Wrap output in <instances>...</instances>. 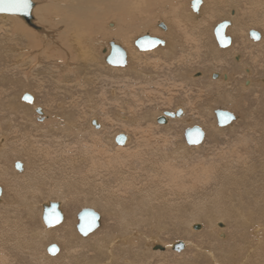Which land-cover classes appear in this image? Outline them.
<instances>
[{
  "label": "bare ground",
  "instance_id": "1",
  "mask_svg": "<svg viewBox=\"0 0 264 264\" xmlns=\"http://www.w3.org/2000/svg\"><path fill=\"white\" fill-rule=\"evenodd\" d=\"M32 1L35 3L34 0ZM62 1L64 2V4H61L62 2L57 1V3L53 5V7H52V4H50L52 7L51 9L52 12H50L48 9L41 10L40 8L41 11L45 12V13H42L43 14L42 20L44 19V21L54 24L52 28H46V30H43L42 26L38 25L37 22H33V24L30 25L22 16L15 15V16H20L21 18H23L24 21H26L30 26H33L37 30H43V33L41 34L43 38L40 37L37 33H35L32 30L33 27L31 28L26 27L22 23L21 24L19 23L18 27H11V29L12 30L15 29L16 34L20 36V37L18 36L19 38L17 40L18 42H15L16 41L15 38L12 37L13 43L15 42L17 43V45L15 46V48L14 47L11 48L10 47L11 45L8 46L9 50L11 48L13 52H10V54H7V56L6 54L4 57L2 56L3 60L7 63V61L9 62L12 61L13 58L12 59L10 58L11 55L15 56V61L16 60L20 61L21 60L20 58L22 57L21 55L23 56L27 55V58L29 59V61L27 60L26 62L24 60L20 61L22 65H26L28 63L30 65L29 66L30 70L34 68L40 70L41 67L47 68L49 72L42 74L41 75L42 77L40 76L41 78L37 77L36 79V77L31 75L32 81L35 82L36 84L32 87L35 89V91H38L41 94L42 93L45 94L48 100L50 101L53 100L54 104H57L58 107L61 106L60 110H57L56 113H54V115H52V113L50 114L47 110H43V109L42 110H43V114L48 116L47 118L49 117L52 118L51 122H55V121H58V122L62 121V122L58 123L59 124L57 125L58 128L50 124V129L42 130L41 132H39L38 130L40 129L39 127L45 124L41 123L40 125V123H37L33 117V112H37L39 115L38 106L40 105L38 104L39 100H38L37 95L29 91L23 92L25 90L21 91L20 93L18 91H15L14 89H18L17 85L19 83H20V87L21 86L28 87V85H26L24 83V80H22L21 78L18 77L17 79L16 74H14L13 78H11V75H9L10 71L8 72L5 71V73L0 71L1 72L0 76H2V78L6 79V81L7 79L10 80L9 86L7 87L1 86L2 87L1 94H3V97L0 94L2 98H6L5 103L8 107V111H7L8 115H6L4 119L1 117L3 121V122L1 121V124L7 125L6 127H9L8 130L6 129L2 130L0 128V187L2 189V192L0 194V264H10L11 262H13L14 261L13 255L15 254L14 252L15 250L25 255L29 253L30 256L32 257L31 261L32 263L34 262V264L35 263L36 264H119L120 262L123 261V259H125L127 264H139L136 261V259H134V257L136 256L143 257V254H145L146 256V253H149V255H151L148 258H152V256L159 258L157 261L159 262L158 264L160 263L167 264L168 259L163 260L162 258L163 257L165 258L167 254L171 252L170 247H173V249H175L174 245L178 240L174 244H173L174 242L173 241V242H170V244L167 243L165 247L162 246L164 247V249L159 248L160 249L159 250L158 248H156L154 250L153 245L157 243L158 240L157 239H156L157 241L152 240L153 238L150 237L148 234L150 242H147L148 240L147 239L145 242L146 243L145 245L147 247L144 245L145 246L144 248V246L142 245L143 246L142 251H140V254H138L137 251L141 247L133 246L134 244H136V242L133 240V236H136L139 231L138 232L136 231L137 232L136 234H134V232L136 228L140 229L142 222L147 221V219L150 218V217L148 218V216H152L153 218L155 214L156 215L159 214L160 217L167 215L169 216V218L174 219L175 222L179 221L178 220L179 217L177 215L178 214L182 215V213L180 214V211H179V208H181L182 203L185 201H188L186 205L190 204L189 202L190 200L188 196L191 193L189 191L190 188H188V183H189V187L191 186V189L192 188L194 189L193 190L194 193H196L195 190H197L201 186H203L201 189L202 190L204 189L205 184L202 185V183L204 180H207V179L209 181V179L213 175V174L210 175L208 171L210 170V168L212 170L213 165L211 164L212 167H210L211 165L209 166L205 164L206 160L205 162L200 160L202 163V166L200 167L203 171L200 170L199 172L198 170L196 171L192 169L194 168L192 166L193 165L195 166L196 162H198L199 164V161L197 160L196 162L191 161L190 163L192 164L194 163V164L192 166L190 165L192 167L191 168L192 173H190V171H188L190 169V167H188L189 165H185L186 167L182 168V164L179 160V157L181 158L183 157L180 155H184V157L187 156V154H189L188 152L190 151V149L186 147L188 145V141L186 138V131H188V129H194V128L202 130L203 133L205 134L204 137H202L203 139L200 140V143H202L206 137L205 128L203 126H198V125H194L191 127L188 126L189 128L185 130V135H184L187 143L183 146H179L177 142L170 139L169 136L167 135L161 138V137H157L156 135L151 136L150 133L146 131V133L142 135V137L146 135L144 137L145 140H143V138L141 137V140H143V143L142 145L139 146L140 149L138 152L125 151L130 148V145L132 144L134 139H136L135 134L133 135V133H131V130H133V128L130 127L129 130L124 129L126 131L125 134L120 133L121 130H118L112 134L105 131V124H103L102 119L98 117V113L96 111L97 106H95L96 101L93 99V96H91L92 98H89L90 97L89 96L88 100H86V98L84 99V101L86 100L88 103L91 104V107H89L91 108L90 109L91 116L90 118L86 120V128H84L85 127L84 123H80L78 120V117L80 115L79 112H78L79 114L78 116H77V113L75 115L73 112H70L68 114L63 113V109H62L63 105L62 103H57L58 97H57V93L55 92V86H53L56 82V78L54 80V79H51V77H55L54 75H59V77L61 76L63 77V80L64 79L66 80V79H69L68 77H73L74 75H77V78L79 79L78 82L75 83L77 85L82 84L86 87L87 82L90 83L93 81L98 84L99 79L101 77L99 76V74L101 75V73H95V72H97V70L101 68V67H98L99 62L100 63L107 62V58L110 56L112 44L116 43L122 46V42L129 48V51L133 50L136 59H139L138 56L140 54L142 55L144 53L152 52L154 51L155 48L156 49L159 48L160 45L161 46L165 45L164 47H162V49L160 48V51L163 52L161 55H164V56L177 53V50L179 47L183 48L182 52H185L188 49L190 50L191 48L190 53L192 49L194 48L195 53L198 55L197 56L198 58H201L200 56H203V53H205L204 56L207 57V59L209 56H212V57L218 56L221 58L220 60L222 59L225 60L226 58H223V57H225L226 54H229V52H233L232 54L233 61L237 64L244 63L245 62L244 54L246 53L244 49L246 46L244 44L243 39L247 41V47H250L252 49L261 48V47L264 48V0H202V3L197 11H195L192 7L193 0H189V4H191L192 9H190L191 13H187L189 14L187 16L193 20L192 23L194 24L185 22L184 21L185 19L183 18L184 15L182 14L183 16H181L179 11L178 12L180 16L179 14L176 15L177 16L176 23L179 27L178 32L180 31V34L182 36L181 38H183L184 36L185 40H182L180 42V40L171 38V35L176 31H174L173 29V25H172L173 23L171 21L169 22L166 16H164L163 18L165 19L164 20L165 22H162L160 26L164 25V27L162 26L161 27H162V30L164 29L166 30V32H168L167 33L168 39L165 41V40H162L159 36H155V35H158L160 32L156 28L157 27L156 25H154V28L148 27L150 28L149 30L151 31V33L155 35L148 34V33L146 35H150L152 37H158L162 40V43L148 50L141 51L138 48L140 52L134 50L133 47L131 46L132 44L136 45V40L139 37L144 36V34L140 35L138 38L135 39V42L132 43L130 33H132L131 30H133V28H131L130 23L136 24L138 20H132L130 23H129V20L132 18L133 15H136L138 13V11L142 8V6H148L149 4H153V7L155 6L157 8L162 3L161 0H138L140 3L141 2L144 3L141 7H139L136 4L137 7H139V9H133L131 7L137 0H62ZM107 1H110L111 8L109 7V4L107 3ZM224 6L229 8V11H230L229 13L231 16L229 15L230 18L222 17V20L220 22L222 21L229 22V25L226 30V34L227 36L231 38V44L230 46H227V47H222L219 44L216 38L215 32H214L215 27L217 26L216 24L215 27L213 26L212 31H211V34L214 36L216 40L215 41L216 49H213L211 44L209 43L208 36H206L208 34L207 32L205 33L206 31L205 24L207 20H211L215 16L221 15V10H222L221 8L222 7L224 8ZM37 8H38V5L36 6V3H35L31 10L33 19H34L33 12H36ZM45 8L47 7L45 6ZM69 8H71L72 10L77 9L79 12L85 14L86 18H90V20H93V22H88V25H84L83 22L79 21L80 20L79 15L78 17L77 15H73L76 17L69 16L68 17L69 20H67L66 22H61L57 24L55 22L56 18H54L55 15L57 16V14L64 9H66V11L64 10L65 11L64 13H66L67 15ZM110 9L111 10L114 9L113 13L115 14L116 21L111 22L112 21L111 20L110 22L105 23V20L107 18H104V16L105 17H109V16H106L107 14L105 15L104 12ZM102 10H103V13L101 12ZM2 14H5V13H2ZM6 15H9V14H5L4 16ZM47 16L49 17V19H45ZM99 17L102 18V22L100 23L96 21V19L98 20ZM57 18L60 19L58 16ZM190 18H188V20ZM255 20L261 21V23L263 24L261 29L255 28L256 27ZM96 22H98L99 24L97 23L98 25H96L95 24ZM104 23L106 24V28L104 26ZM58 25H60L62 30L64 31L58 30L59 28L56 29ZM107 25H110V26L107 27ZM49 31L55 32L56 35L54 39L51 38V34L53 32H49ZM94 31H98V34L95 37H92V38L89 37V43H87L86 45L85 43L78 41L80 40V37L82 36L81 34H84L85 32H87V35H89L90 33H94ZM188 31H191V32L188 33ZM251 31L257 32L258 36L257 37L252 36ZM13 35L15 37V34ZM64 35L65 36L70 35L71 38L74 39L76 44L78 45V49L81 51L80 54L77 51L78 55H76L75 58L73 59L69 56L70 54L69 50L68 49L66 50V48L63 47L64 44L61 45L60 43V40L62 38L64 39L66 38ZM31 36H33L34 39H31ZM113 37H115L116 41L111 40L109 43L108 41ZM189 38H194V44L196 47H194V44L189 41ZM103 39L105 40L103 41ZM119 40H122V42H120ZM3 42L1 41V43ZM99 42H102V46L100 47H98ZM10 43L12 44V42ZM109 45L111 46L110 49H108ZM25 46L30 47V49L28 51L22 50L23 47ZM136 47L138 46L136 45ZM98 48H101V51H103V54L104 53L105 54L101 55L98 51ZM196 48L198 49L196 50ZM206 48L210 51V53H207ZM240 49L243 50L242 53L239 52L241 51ZM60 50H63L64 52L59 53ZM200 50L201 52H199ZM4 52H6V50ZM61 54L64 56L62 60L59 59L61 57ZM55 57H58L56 58L57 60H53V58L55 59ZM69 57L71 58L70 61H69ZM252 58L253 60L257 59L255 58V56ZM241 59H244V60L240 62L239 60ZM15 61H13V64H15ZM162 61L163 59L159 58L158 60L154 61L151 64L152 67H155L158 70L156 72V75L161 73L160 63ZM208 61L209 60H207V62ZM34 62H35V65H34L35 67L32 68ZM254 62L257 63L258 60ZM137 63L139 64L140 60H138ZM166 63H168V60L166 61ZM203 63H206V61H204ZM230 63H233V62H231L230 60H225L222 62L220 61L219 65L222 66V65H227ZM145 65L141 63L137 66H134L133 68L129 67L128 53H127V64L123 66H118V67L123 68V71L125 70L124 72L126 74L131 73L133 75L134 73V76L136 79H140V80L147 79L149 81L154 76L150 72H154L155 69L154 71L153 70L147 71L145 69H149V66L151 65H148L147 63ZM180 65H186V64H183V62H181ZM185 67L187 68V66H184V68ZM212 67H215V66L206 67L205 70L200 69L199 74H193L194 73L193 71L192 72L189 71L188 74H183V72H181L182 69L181 68L179 69L178 73L180 76H182V78L184 79L187 78L188 80L193 82V84L196 87H198L196 89H193V92L196 96L199 97L200 101L198 103L197 101H194V100L191 101L189 99H183V102L185 103V104H182L184 107V110L182 108H178L175 112L169 111L168 115L163 110L153 113L152 118H153V123L155 127H158L161 129H167V130L168 128L181 129L186 124H193L194 123L193 121H195L194 119L198 118L197 120H200V122H205L206 124H208L213 133H216V132L221 133V131L226 130L227 128L233 127L236 124V122H238L237 120L241 119L243 116L240 117L241 115L239 116V113L235 111L232 112L230 109L220 108L219 106L209 107L210 102L213 105L214 103H217L216 105H218V103L220 102L222 104L220 106L232 107V109L234 110L236 108L240 109L239 103L244 102L242 98H244V95L247 94V92L249 93L250 90L255 89L256 93L259 92V93L264 94V70L261 73L262 74L261 76L257 75V73L248 66L247 60L244 63V66L242 68L238 65L237 66L235 65V67H233L232 64L229 65V67H231V69L234 70L235 73L237 72L236 70L242 72V69H244L245 67L244 71L247 74V76H244V78L241 80L238 79L234 81L236 75H234L233 72H229L225 70L224 68L214 70V69H217L218 67L217 68H212ZM104 69H106L105 71L109 73V69L107 68H104ZM120 71H122V69ZM120 71H119V74H120ZM99 72H101V69ZM115 72L116 71H114V73ZM215 72L219 74H216ZM110 73H113V72H110ZM250 75L251 76L254 75L255 78L249 77ZM25 76L28 79L30 78L28 74H26ZM80 76H82L81 79H80ZM131 77L127 78V80L125 79L124 88H123V91L121 92V95L124 98L123 101L126 100L128 102L130 100L129 98L126 97V95L127 96L133 95V98H134L133 100L134 102H136L137 96L141 92L142 94L147 96L148 90L145 89L144 87L145 85L141 83H137L136 79L135 81H133ZM203 77H204V80H207V81H202L203 79H200L199 81H197L198 78H203ZM63 80L61 81L58 80V84L59 85L64 84V88H66L67 90V91L66 90L63 91V93H65L63 94V96L67 95L70 98L75 99V96H77L78 93L74 92L75 93L74 94L73 91H76V92L78 91L76 89L73 90L72 89L73 87L71 85H68ZM247 81L249 82L247 83ZM109 83L110 85L114 84L111 80L109 81ZM116 84L119 85V83H116ZM199 84H203V85L200 86ZM158 85H160V83H158L156 87H158ZM56 90L59 91V95H61V89L56 87ZM95 90L96 89H92V91L94 92V95H96ZM179 92H181V90H179ZM179 92H174V93H179ZM25 93L31 94V96L33 97V100L25 101L23 99V96ZM79 94H81V92H79ZM260 96L262 97V95ZM52 97L54 98L52 99ZM187 97L189 96L187 95ZM2 98H1V101H2ZM172 99H173V96H172ZM259 99L261 98H258V100ZM137 103H138V106L140 103L142 106L143 104H145V102L143 101L137 102ZM73 104L74 103H72V106H74ZM185 105L186 106L190 105V111ZM179 106H181V104ZM139 110L144 115V117L133 115L131 118H129L128 116L124 115L121 117V119L125 121H130L131 124H137V123L141 124L142 121L148 116V113L145 114L146 111H142V109H139ZM180 110H182V113ZM223 111H229V113L233 114L232 120L228 124H224V125L219 121V118H218L219 117L218 113L223 112ZM163 112L165 113V115H162ZM171 113L175 114V117L170 116ZM178 113H180V116L178 115ZM209 113L210 115L214 116L213 120L209 119ZM10 115L12 117H10ZM160 115H162V117H160L159 122H158L159 124H157V118ZM206 115H208L207 116L208 118H206ZM259 115L260 114H258L257 116ZM119 116H121V114ZM262 117L263 116L259 117L260 120ZM256 118L257 117H255V121L258 119ZM163 119L164 121H162ZM257 122L259 123L261 121H259L258 119ZM45 123H47V121ZM256 123H255V127H256ZM160 124H163V125H160ZM260 124H257L256 129L257 128L259 129ZM225 125H227L228 127H226ZM263 125H264V122H262V125L260 127L262 130H264ZM21 126H23L22 130L19 129V127ZM99 126L101 127L99 128ZM33 128L34 129L38 128V129L32 130ZM139 128L140 127H137L136 129H139ZM261 129H260V132H262L261 133L262 135L264 131H261ZM176 132L181 134L182 130H176ZM103 134L104 136H101ZM120 135L125 136V140L123 144H121L120 142H117V138ZM262 136L261 137L259 136L260 137L259 139H257L258 136L255 137L256 145L253 142L252 143L255 145V151L256 150L259 151V154L257 153L258 151H256V153L259 156L261 154L259 158L255 159L256 162L257 160H259V162L255 164V166L257 165V166L264 167V136L263 137ZM72 137L74 138L75 143L73 145H70L69 140ZM237 137L238 136H236V138ZM47 140H49L48 143H46ZM152 140H153V143H151ZM244 142H246V140ZM54 144H55V147L53 149L50 148L51 146H48V145H54ZM144 144L146 146V150L143 151ZM189 145H195V144L189 143ZM110 150H112V153H110ZM52 154H54V156ZM236 154H238V152ZM236 154H234V157H237V159H239L238 155L235 156ZM146 155H147V160H144ZM152 155H155L154 159H152L153 158ZM223 157H226V156L223 155L221 157V160ZM228 157H233V153ZM255 158H256V154H255ZM19 159H21V161ZM134 159H137V160L139 159L140 164L142 163L143 166L146 165L144 162L147 161L146 163H148V165H146L147 166L145 168L146 170L143 169L144 170L143 171L141 169L142 167L140 168L139 164H137L139 165V167L137 166L134 167L136 165L135 163H132L134 162ZM185 159L186 157L184 158V160ZM247 160L248 159H246V161ZM212 162L213 161H211V163ZM215 163L217 162L215 161ZM227 164H224L223 165L224 167L222 169H218V171L219 170L221 171V172L219 171L220 179L225 180V182L222 180H221L222 182L221 181L220 182L224 184L228 180L233 181L234 180L233 177L235 174L231 172L230 164L229 163ZM205 165L208 166V169H205L206 168ZM198 168L199 167L197 166V169ZM215 169L213 168V171ZM260 171L262 170L260 169ZM193 172H195L194 174L197 175V180L190 178ZM184 173H187V174H184ZM194 174L193 176H196ZM163 175H165L168 178V179L166 178V181L163 180L165 179ZM188 176L190 180L187 183L186 178ZM216 176L218 179L219 178L218 175ZM161 177H164V178H161ZM179 178L186 182L185 183L182 182L181 180H179ZM212 179L214 180V178ZM180 181L183 183L182 185L183 187L178 186ZM200 181H201V184H200L201 186H199L198 184V182ZM216 183H217V180H216ZM195 187H197V189H195ZM47 191L50 192V193L48 192L51 195L49 196L50 198H46L44 202H41L39 199L41 198L40 196L43 197ZM193 191L191 190V192ZM229 191L233 192L234 190L233 191L229 190ZM216 192L217 194H219L218 191ZM216 192H215V196H216ZM224 192H226V190ZM194 193H192V196ZM227 193L229 194L228 191ZM255 193H256L255 202H254L255 206L254 208L252 207L255 210V212L253 211V209H251V215L253 214V212L255 213L254 214L255 221H251L252 218L246 215L247 214L246 212L248 211L247 210L246 212L243 211L245 210V209H242L241 207L243 205L242 204H240V206L236 205L235 200L231 204V206L229 205L226 208H221V209L214 208L215 210L211 208L212 211L208 215L204 214V216L206 217L202 216L201 209L195 210L193 209V206H191L189 208V210L190 209L191 210L190 212H188L190 213V215L186 216L188 219H186V217L183 215L182 217H185L184 218L185 220L182 218V221H179V225L181 222L182 224H185V226L188 227V230L186 231L188 235H192L193 237L194 236L196 237V235L198 236L200 234L201 238L203 239L202 236L205 233L203 234V231H204L202 230L203 225L200 223H202V221L204 223H207V227L208 228L210 227L209 229L208 228L207 229L211 232L213 236H215L216 240L218 241V242H215V239L211 236L212 239H214L213 240L214 244L216 245V243L221 242L222 243V244L220 243L221 246H218V247L220 248L222 247V248L220 249L219 253H216V251H218L216 250V247H210V249L209 248L206 249L208 250L206 251L208 252L206 254L207 260L201 261V259L199 258L201 255L198 258L196 256H192V257L190 256L192 252L190 251V249H193L195 251H200L203 249V251H205L204 246H205V242L207 241L203 242L204 243L203 244L201 242L202 239H200L201 245H197L195 241L193 240L188 239L189 241H187L186 239L185 240L181 239V241L179 240V242H181L183 245L175 250L181 251L182 248H186V249L183 253H181V255H175L174 253H170L173 256L172 258L173 263L171 264H205V263L206 264H264V171L260 175L257 174V172H255ZM239 196L240 195H238V198ZM202 200H204V197ZM54 202L59 203L60 209L63 212V219L51 226H48L47 224H45L43 217H42L44 213V206L45 204L51 206L52 204H54ZM72 202L81 203L82 206L81 208L74 211L70 215L67 213V216L69 215V217L66 218L67 211L65 212L64 207L65 205H69ZM228 202L231 203V201H228ZM239 202H242V201H239ZM211 203H213L212 200H211ZM195 204L196 203H194V206ZM202 204H203V201H202ZM204 204H206V202ZM78 206H80V204ZM246 206L244 208H246ZM85 208H91L100 214V226L97 227L93 232L87 235H83L82 233H80L77 228L79 224L78 214ZM202 210H203V213H205L203 208ZM23 211L26 213L30 212L31 213L30 215L34 213L33 217L35 219V222L36 223L38 222L37 227H35V229L32 227L33 231H32V236L30 238L25 236V235H28L29 232L31 231L28 228L29 222L27 220L22 221V218H20V215L22 214ZM104 214L111 215V216L112 214H114L113 216L117 219L118 223L116 225L118 226L114 227V224H112L113 228H111L110 226L106 225L104 226L105 231L104 232L102 231L103 232L102 233L101 230L104 229V227L102 228V226L103 224L107 223L104 219L108 217L107 216L106 218L103 219ZM174 216H176V219ZM232 217L234 218L233 220L235 219L237 220L236 223H240V226H242L243 222H246V225L248 227H252V231L254 229V231L252 232L253 234L250 233L252 234L251 235L252 237L250 236L251 240L248 234L246 233L241 234V233L236 232L237 233L235 235L236 237H234L233 240H231V242L228 241L229 238L227 239L226 237L228 234L226 231H228L230 226L228 227L226 225L231 224V223L226 224L224 223V221L225 220L228 221V219L229 218L231 219ZM111 218L113 221L115 220V218L114 219L113 217ZM167 219L168 218L166 217V220ZM221 219H223L224 221H218ZM39 220H40V223H39ZM152 221L149 222L151 225H148V226L152 227L153 225ZM228 222H230V220ZM179 225L177 226L179 227ZM236 225L238 226L239 224H236ZM225 227L226 228L228 227V229H226ZM143 228L144 227H142V229ZM235 228H234V231H236ZM194 229L199 230V231H195ZM237 229L239 230V228ZM231 231L233 230L231 229ZM242 231L244 232V230H241L239 232H242ZM27 232L28 234H26ZM182 232H183V229H182ZM207 232L208 231H206V233ZM232 233L234 235V232ZM217 235L219 236L218 239H217ZM233 235H230V236L233 237ZM192 236H189V237H192ZM211 237H209V239ZM220 237H223V238H220ZM245 237H247L248 241L244 240L246 245H244V248H242V246L239 245V240L244 239ZM74 238L75 240H73ZM55 239L60 240V241L58 240L59 242L56 243L60 247V250L56 254H51L48 248H49V245L51 244V241ZM136 241L138 240L136 239ZM136 246L138 245L136 244ZM134 247L135 249H133ZM127 253H129V255ZM120 254H122L123 258L118 257ZM146 257L144 258L146 259ZM190 258H195V259L192 261L186 262ZM145 261L148 262L149 260H145Z\"/></svg>",
  "mask_w": 264,
  "mask_h": 264
},
{
  "label": "rangeland",
  "instance_id": "2",
  "mask_svg": "<svg viewBox=\"0 0 264 264\" xmlns=\"http://www.w3.org/2000/svg\"><path fill=\"white\" fill-rule=\"evenodd\" d=\"M35 1V3H36V6L38 5V8H37V13L36 12H33L34 14V22H37V24L38 25H40V26H42V29L43 30H46V28H52L53 26H54V24H51V23H48V22H46V21H44V19L42 20V13H45V12H43V11H41V10H49L50 12H52V7H53V5L54 4H56L57 3V1H59V2H62L61 4H64V2L62 1V0H34ZM51 1V2H50ZM162 1V3L160 4V6L159 7H153V4H149L148 6H142L144 3L143 2H139L138 0L131 6L133 9H139V7H141L142 6V8L138 11V13L136 14V15H133L132 16V18L129 20V23L132 21V20H138V22H136V24H133V23H130V25H131V28H133V30H131L132 31V33H130L131 34V42L132 43H134L135 42V39L136 38H138L140 35H142V34H144V35H146L147 33L148 34H152V35H155V34H153V33H151V31L149 30L150 28H154V25H156L157 27V29L160 31L159 32V34L158 35H155V36H159L162 40H167L168 39V32H166V30H162V27L160 26V24L162 23V22H165L164 20V16H166V18H167V20L170 22H172L173 24V29H174V31H176V32H174L172 35H171V38H173V39H176V40H180V42L182 41V40H185V37L183 36V38H181L182 36H181V34H180V31L178 32V30H179V27H178V25H177V23H176V21H177V14H179V12H180V14H181V16H183V18L185 19L184 21L185 22H189V23H191V24H194V23H192V19L190 18V17H188L187 15H189V14H187V13H191L190 12V9H192L191 8V4H189V0H161ZM175 1V2H174ZM107 3L109 4V7L111 8V3H110V1H107ZM50 4H52V7H51V5ZM139 6V7H137V5ZM167 4V5H166ZM50 5V6H49ZM145 5H146V3H145ZM170 5V6H169ZM45 6L47 7V8H45ZM183 6V7H182ZM250 6V5H249ZM137 7V8H136ZM40 8H41V10H40ZM171 8V9H170ZM152 9V10H151ZM222 10H221V15H217V16H215L213 19H211V20H207V22H206V24H205V29H206V31H205V33L207 32V34L208 35H206V36H208V39H209V43L211 44V46H212V48L213 49H216V40H215V38H214V36L211 34V31H212V28H213V26L215 27V25L216 24H218V22H220L221 20H222V17H225V18H230L229 17V15H230V11H229V8H227L226 6H224V8L222 7L221 8ZM65 11H66V9H64ZM64 10H62L61 12H59L60 13V15H59V13L57 14V16L60 18V19H58L57 18V16L55 15V17L54 18H56L55 19V22L57 23V24H59V23H61V22H66L67 20H69V16H73V15H77V17H78V15H79V17H80V20L79 21H81V22H83L84 23V25H88V22H93V20H90V18H86L85 17V14H83V13H81V12H79L77 9H75V10H72L71 8H69V11L67 12L68 14L66 15V13H64L65 11ZM162 10V11H161ZM174 10H176V11H174ZM183 10V11H182ZM40 11V12H39ZM109 11V12H108ZM108 11H106V12H104L105 13V15L106 16H109V17H105L104 16V18H107L106 20H105V23H108V22H110L111 20V22H114V21H116V18H115V14L113 13V11H114V9L113 10H108ZM112 13H111V12ZM179 11V12H178ZM234 11V10H233ZM49 12V13H50ZM102 13H103V10L101 11ZM243 12V11H242ZM47 13H48V11H47ZM70 13H71V15H70ZM38 14V15H37ZM53 14V13H52ZM180 14H179V16H180ZM183 14V15H182ZM5 14H0V49H1V51H0V71H2L3 73H5V71H10L9 73V75H11V78H13V76H14V74H16L17 75V79H18V77L19 78H21L22 80H24V83L26 84V85H28V87H23V86H21L20 87V83L17 85V88L18 89H14L15 91H18L19 93L21 92V91H23V90H25V91H23V92H31V93H34V94H36L37 95V97H38V104L40 105V106H38L39 108H41V109H43V110H47L50 114L52 113V115H54V113H56V111L57 110H60V107H58L57 106V104H54V102H53V100L52 101H50V100H48V98H47V96L45 95V94H41V93H39L38 91H35V89L32 87V86H34V85H36L35 84V82H33L32 81V76L31 75H33L34 77H36V79H37V77H40L42 74H44V73H47V72H49L48 70H47V68H45V67H41L40 68V70H38V69H36V68H34L35 66V62H34V64H33V66H32V68H34V69H32V70H30L29 68V64L26 66V65H22L21 63H20V61H22V60H24L25 62H26V60L27 61H29V59L27 58V55H21L22 57L20 58L21 60L19 61H15V56L14 55H11L10 56V58L12 59V61H7V63L3 60V57L5 56V54H6V56H7V54H10V52H13L12 51V49L11 48H15V46L17 45V43H15V42H18L17 40L19 39L18 38V34H16V32H15V29H11V27H18V25H19V23L21 24H23V25H25L26 27H33V26H30L26 21H24V19L23 18H21L20 16H15V15H6V16H4ZM41 15V16H40ZM163 15V16H162ZM13 16H15V17H13ZM67 18H66V17ZM231 16V15H230ZM65 17V18H64ZM73 17H76V16H73ZM88 17H89V15H88ZM170 17H172V18H170ZM175 17V18H174ZM85 18V19H84ZM110 18V19H109ZM169 18V19H168ZM188 18H190L189 20H188ZM45 19H49V17L47 16ZM88 19V20H87ZM171 19V20H170ZM191 20V21H190ZM70 21H72V20H70ZM96 21H98L99 23L100 22H102V18L101 17H99L98 18V20L96 19ZM98 22H96L95 24L96 25H98L99 23ZM98 23V24H97ZM104 23V26H105V28H106V24ZM167 23V22H166ZM247 24V23H246ZM255 25H256V27L255 28H257V29H261L262 28V23H261V21H259V20H255ZM50 26V27H49ZM110 25H107V27H109ZM117 26H118V24H117ZM178 28H177V27ZM148 27H150V28H148ZM57 28H59L58 30H62V28H61V26L60 25H58V27H56V29ZM145 28H147V29H145ZM177 30H176V29ZM234 29V28H233ZM32 30L35 32V33H37L40 37H42L41 36V34L43 33V30H37L36 28H32ZM48 30V29H47ZM38 31V32H37ZM40 31V32H39ZM62 31H64V30H62ZM137 31V32H136ZM165 31V32H164ZM13 32V33H12ZM49 32H53L52 34H51V38L52 39H54L55 38V32L54 31H49ZM61 32V31H60ZM96 32V33H95ZM143 32V33H142ZM191 31H188V33H190ZM232 32V31H231ZM9 33V34H8ZM13 34H15V37H14V35ZM86 34V35H85ZM94 34V35H93ZM98 34V31H94V33H90L89 35H87V32H85L84 34H81L82 36V38L80 37V40H78V41H80V42H83V43H85V45L87 44V43H89V37L90 38H92V37H95L96 35ZM93 35V36H92ZM233 35V34H232ZM5 36V37H4ZM65 36V35H64ZM70 36V35H69ZM69 36H65L66 38V40L64 39V38H62L61 40H60V43H61V45L62 44H64L63 45V47H65L66 48V50L68 49L69 50V52H70V54H69V56L73 59V58H75V56L76 55H78V53L80 54L81 53V51L78 49V45L76 44V42H75V40L74 39H72L71 38V36L69 37ZM86 36V37H85ZM175 36H176V38H175ZM15 38V44L13 43V38ZM20 37V36H19ZM69 37V38H68ZM189 37H191V36H189ZM6 39V41H5V39ZM11 38H12V40H11ZM43 38V37H42ZM83 38H85V39H83ZM97 38V37H96ZM9 39V40H8ZM31 39H34L33 38V36H31ZM40 39V38H39ZM83 39V40H82ZM11 40V41H10ZM85 40V41H84ZM105 39H103V41H104ZM107 40V39H106ZM111 40H114V41H116V39H115V37H113V38H111L108 42L110 43V41ZM1 41L3 42V43H1ZM7 41H8V43H7ZM22 41V40H21ZM120 42H122V40H119ZM189 41L191 42V43H193L194 44V38H189ZM243 41H244V44H245V51H246V53L244 54L245 55V62H246V60H247V63H248V66L250 67V68H252V70H254L256 73H257V75H259V76H261L262 74V72H263V70H264V48L263 47H261V48H255V49H252V48H250V47H247V41L246 40H244L243 39ZM10 42H12V44L10 43ZM72 42V43H71ZM71 43V44H70ZM74 43V44H73ZM8 44V45H7ZM2 45H3V47H2ZM6 45V46H5ZM11 45V46H10ZM72 45H73V47H72ZM74 45H76V46H74ZM8 46H10L11 48H10V50H9V47ZM100 46H102V42H99L98 43V47H100ZM122 46H123V48L127 51V53H128V60H129V67H134V66H137V65H139V64H141V63H143L144 65L147 63L148 65H151L154 61H156V60H158L159 58H162L163 59V61L160 63L161 64V73L160 74H157L156 75V72L158 71L155 67H152V65L151 66H149V69H145V70H147V71H154V69H155V71L154 72H150L152 75H154L153 76V78L151 79V80H147V79H142V80H140V79H136L135 78V76H134V73H133V75L130 73V74H126L124 71H123V68H121V67H118V66H114V65H109L108 64V62H99V64H98V67H101L100 69H101V72H99L100 71V69L99 70H97V72H95V73H101V75L99 74V76H101L100 77V79H99V83L97 84V83H95L94 81L93 82H87V84H86V87L84 86V85H77V84H75V83H77L78 82V78H77V75H74L73 77H68L69 79H64L63 80V77L61 76V77H59V75H54L55 77H51V79H54L55 80V78H56V82H55V84L53 85V86H55V92L57 93V103H62V109H63V113H66V114H68V113H70V112H73L75 115H76V113H77V116L79 115V117H78V120H79V122L80 123H84V128H86V120L88 119V118H90V116H91V113H90V109L91 108H89V107H91V104L90 103H88L86 100H88L89 98H92L91 96H93V99L96 101V104H95V106H97L96 107V111H97V113H98V117H100L101 119H102V121H103V124H105V131H107L108 133H110V134H112V133H114V132H116V131H118V130H121V132L120 133H126V131L124 130V129H128L129 130V128L130 127H132L133 128V130H131V133H133V135L135 134V138L136 139H134V143L132 142V146L130 145V148L128 149V150H125V151H132V152H138L139 151V146L140 145H142V143H143V140H145V136H143L142 137V135L144 134V133H146V131L147 132H149L150 133V135L152 136H157V137H161V138H163V137H165V135H167V136H169V138L170 139H172V140H174L175 142H177L178 143V145L179 146H183V145H185L187 142H186V139H185V130L187 129V128H189V127H191V126H194V125H198V126H203L204 128H205V131H206V137H205V139H204V141L202 142V143H200V144H195V145H189V143H188V145L186 146V147H188V149H190V151L188 152L189 154H187V156H185L186 157V159L184 160V155H180V156H183L182 158L181 157H179V160H180V162H181V164H182V168H184V167H186L185 165H189L188 167H190V169L188 170V171H190V173H192L191 172V168L192 167H194V168H192V169H194V170H198L199 172H200V170H202L201 169V167L200 166H202V163H201V161H204L205 162V160H206V163L205 164H207V165H213V167H212V165L210 166V167H212V170H211V168H210V170H208L209 171V173H210V175L211 174H213L212 176H211V178L209 179V181H208V179L207 180H204L203 181V183H202V185H204L205 184V186H204V189L202 190L201 188L203 187V186H201L200 184H201V181L200 182H198V184H199V186H201L200 188H198L197 189V187H195V189H197V190H195V192L196 193H194V189L192 188L191 189V186L189 187V180H190V178H193L194 180L196 179L197 180V175L196 174H194L195 172H193V174L194 175H196V176H193V174H191L192 176L189 178V176L186 178V180H187V183H188V188H190L189 189V191H190V195L188 196V198H189V202H190V204H187L186 205V203L188 202V201H185V202H183L182 203V206H181V208H179V211H180V214L182 213V215H177L179 218H178V220L179 221H182V218L184 219L187 215H190V213H188V212H190V210H189V208L191 207V206H193V209H201V212H202V216L203 217H206V216H204V214L205 215H208L211 211H212V209L211 208H213V210H215L216 208L217 209H221V208H226V207H228L229 205L231 206V204L234 202V200L237 202H239V201H242V202H235V204L236 205H239L240 206V204H242L243 206H241L242 207V209H245V210H243V211H245L246 212V210L248 211V212H246L247 214L246 215H248L249 217H251L250 219H251V221H255V210L253 209L254 208V206H255V172H257V174H262L263 173V171H264V167H261V166H255V164H257V162H259V160H257V162L255 161V159H257V158H259L260 156H261V154H260V156L258 155L259 154V151L258 150H256V151H258L257 153H256V151H255V143H256V141H255V137H257L258 136V138L257 139H259L262 135H261V133L262 132H260V127H261V125H262V122H264V94H262V93H259V92H255V89L254 90H250V92L248 93L247 92V94H245L244 95V98H242V100H244V102H242V103H244V104H242V103H239V105H240V109H241V111H240V109L239 108H236V109H232V107H225V106H220V105H222L220 102L218 103V105H216L217 103H214V105L210 102V104H209V107L210 106H219L220 108H225V109H230L232 112H237V113H239V116L240 117H242L241 119H243V120H241V119H239V120H237L238 122H236V124L233 126V127H230V128H227L226 130H223V131H221V133L220 132H216V133H213L212 132V130H211V128L209 127V125L208 124H206L205 122H200V120H197V119H194L195 121H193L194 123L193 124H186V125H184L183 126V128H181V129H179V128H168V130L167 129H161V128H158V127H155L154 126V123H153V118H152V114L153 113H156L157 111L159 112L160 110L162 111H164V112H169V111H171V112H175L178 108H182L183 110H184V107H183V105L182 104H185L184 102H183V99H189V100H191V101H197L198 103H199V101H200V99H199V97L198 96H196L195 94H194V92H193V89H196V88H198V87H196L194 84H193V82H191L190 80H188L187 78H182V76H180L179 75V69L181 68L182 69V71L181 72H183V74H188V72L190 71V72H194L193 74H199V72H200V69L201 70H205V68L206 67H210V66H215V67H212V68H217V69H214V70H218V69H221V68H224L225 70H227V71H229V72H233L234 73V75H236L235 76V79H234V81H236V80H238V79H243L244 78V76H247V74L245 73V67H244V69H242V72H240V71H238V70H236L237 72L235 73V71L234 70H232L231 69V67H229V65L230 64H232V66L233 67H235V65L237 66H240L241 68L244 66V63H235L234 61H233V56H232V54H233V52H229V54H226V56L225 57H223V58H226L225 60H230L231 62H233V63H230V64H227V65H219V63H220V61L222 62V61H225V60H220L221 58L220 57H218V56H214V57H212V56H209L208 57V59H207V57H205L204 56V54L205 53H203V56H200L201 58H198L197 56V54L195 53V50H194V48L192 49V51H191V53H190V50H191V48H190V50L188 49V50H186L185 52H182L183 51V48H181V47H179L178 48V50H177V53H174V54H170V55H167V56H164V55H161L163 52H161L160 51V48L162 49V47H164L165 45H163V46H159V48H155L154 49V51H152V52H149V53H144V54H140L138 57H139V59H136V57H135V54H134V52H133V50H130L129 51V48L122 42ZM26 47V48H25ZM25 47H23V49L22 50H25V51H28L29 49H30V47H28V46H25ZM76 47V48H75ZM131 47H133V49L134 50H136V51H138V52H140V50H138V47H136V45L135 44H132V46ZM194 47H196L195 46V44H194ZM53 48H55V47H53ZM111 48V46L109 45V48L108 49H110ZM4 49V50H3ZM104 49V48H103ZM198 48H196V50H197ZM6 50V52H4ZM194 50V51H193ZM241 50V49H240ZM77 51H78V53H77ZM98 51H99V53L101 54V55H104L103 54V51H101V48H98ZM135 51V52H136ZM142 51V50H141ZM159 51V52H158ZM204 51V50H203ZM206 51H207V53H210V51L206 48ZM242 51L243 50H241V51H239V52H241L242 53ZM64 51L63 50H60L59 51V53H63ZM199 52H201V50L199 51ZM137 53V52H136ZM200 54H202V53H200ZM217 54V53H216ZM231 54V55H230ZM196 55V56H195ZM218 55V54H217ZM3 56V57H2ZM58 56H60V55H58ZM164 56V57H163ZM255 56V58H257V59H255V60H253V58L252 57H254ZM69 57V61H70V58ZM56 58H58V57H55V59L53 58V60H57ZM64 58V56L61 54V57L59 58V59H63ZM181 59V60H180ZM6 60V59H5ZM138 60H140V63L138 64L137 63V61ZM168 60V63H166V61ZM199 60H201V61H199ZM207 60H209L208 62H207ZM244 59H241V60H239L240 62H242ZM249 60V61H248ZM258 60V62L256 63V62H254V61H257ZM3 61V62H2ZM13 61H15V64H13ZM180 61V62H179ZM204 61H206V63H203ZM9 62V63H8ZM181 62H183V64H186V65H180L181 64ZM2 63V64H1ZM31 63V62H30ZM180 63V64H179ZM18 64V65H17ZM234 64V65H233ZM9 66V67H8ZM146 66V65H145ZM184 66H187V68L185 67L184 68ZM8 67V68H7ZM26 67V68H25ZM28 67V68H27ZM129 67H128V69H129ZM13 68H14V70H13ZM16 68V69H15ZM104 68H107V69H109V73H107L105 70L106 69H104ZM3 69H5V70H3ZM19 69V70H18ZM45 69V70H44ZM122 69V71H120ZM184 69V70H183ZM13 70V71H12ZM111 70V71H110ZM198 70V71H197ZM21 71V72H20ZM29 71H30V73H29ZM114 71H116L115 73H114ZM119 71H120V74H119ZM128 71V70H127ZM19 72V73H18ZM28 72V73H27ZM110 72H113V73H110ZM196 72V73H195ZM240 72V73H239ZM1 73V72H0ZM18 73V74H17ZM118 73V74H117ZM216 74H219V73H217V72H215ZM239 73V74H238ZM26 74H28L29 76H30V78L28 79L25 75ZM53 74V73H52ZM117 74V75H116ZM214 74V73H213ZM24 75V76H23ZM155 75H156V77H155ZM165 75V76H164ZM167 75V76H166ZM180 77H179V76ZM52 76V75H51ZM132 76V77H131ZM170 76V77H169ZM10 77V76H9ZM42 77V76H41ZM40 77V78H41ZM129 77H131V79L133 80V81H135V79H136V82L137 83H141V84H143V85H145L144 87H145V89L146 90H148V92H147V96L146 95H144V94H142V92L137 96V101L136 102H134V98H133V95H126V97L127 98H129V102L128 101H123V96L121 95V92L123 91V88H124V82H125V79L127 80V78H129ZM185 77H186V75H185ZM249 77H253V78H255V76L254 75H250ZM58 78V79H57ZM82 78V76H80V79ZM28 79V80H27ZM200 79H203L202 81H207V80H204V77L203 78H198V80L197 81H199ZM30 80V81H29ZM58 80L59 81H61V80H63L64 82H66L68 85H71L73 88V90H77L78 92H76V91H73V93L75 92V93H78V95L77 96H75V99H72V98H70L69 96H67V95H65V96H63V94H65V93H63V91L64 90H66V88H64V84H61V85H63V86H61V85H59L58 84ZM112 81L114 84L113 85H110V83H109V81ZM137 80H139V81H137ZM146 80V81H145ZM3 82V84H2V82ZM9 81L10 80H8L7 79V81H6V79H4V78H2V76H0V94H1V91H2V87L4 86V87H7V86H9ZM116 81H118V82H116ZM148 81V82H147ZM161 81V82H160ZM28 82H29V84H28ZM249 81H247V83H248ZM116 83H119V85H117ZM158 83H160V85H158V87H156V85ZM96 85H97V87H96ZM200 86H202L203 84H199ZM238 85V84H237ZM2 86V87H1ZM112 86V87H111ZM56 87L57 88H59V89H61V95H59V91H57L56 90ZM87 88V89H86ZM116 88V89H115ZM192 89V91H191V89ZM28 89V90H27ZM54 89V88H53ZM92 89H96L95 91H96V95H94V92L92 91ZM174 89V90H173ZM179 90H181V92H179ZM67 91V90H66ZM86 91V92H85ZM116 91V92H115ZM140 91V90H139ZM138 91V92H139ZM187 91V92H186ZM195 91V90H194ZM79 92H81V94H79ZM93 92V93H92ZM174 92H179V93H174ZM186 92V93H185ZM191 92V93H190ZM196 92V91H195ZM74 93V94H75ZM91 93H92V95H91ZM160 93V94H159ZM90 94V95H89ZM2 95V97H3V94H1ZM187 95L189 96V97H187ZM260 95H262V97L260 96ZM90 96V97H89ZM172 96H173V99H172ZM1 96H0V108H2V109H0V128L2 129V130H8V128L9 127H6L7 125H4V124H1V121H2V118L4 119L5 117H6V115H8V107H7V105H6V103H5V99L6 98H2ZM84 97V98H83ZM89 97V98H88ZM149 97V98H148ZM1 98H2V101H1ZM54 97H52V99H53ZM86 98V100L84 101V99ZM258 98H261V99H259L258 100ZM24 99V98H23ZM63 99V100H62ZM121 99H122V101H121ZM247 99V100H246ZM61 100V101H60ZM74 100V101H73ZM181 100V101H180ZM241 100V101H242ZM63 101H64V103H63ZM141 101H143V102H145V104H143V106L141 105V103L139 104V106H138V103L137 102H141ZM180 101V102H179ZM254 101V102H253ZM133 102V103H132ZM245 102H246V104H245ZM4 103V104H3ZM72 103H74L73 105L74 106H72ZM130 103V104H129ZM2 104V105H1ZM135 104V105H134ZM181 104V106H179ZM56 105V106H55ZM134 105V106H133ZM251 105V106H250ZM133 106V107H132ZM186 106V105H185ZM121 107H123V108H121ZM187 108H188V110L190 111V105H187L186 106ZM208 107V108H209ZM3 108H4V110H3ZM145 110H144V109ZM139 109H142V111H146L145 112V114H147L148 113V116L142 121V123L141 124H131V122L130 121H125V120H123V119H121V117L122 116H124V115H126V116H128L129 118H131L133 115L135 116H142V117H144V115L140 112V110ZM225 109H223V110H225ZM102 110V111H101ZM2 111V112H1ZM78 112H79V114H78ZM118 112H119V114H118ZM163 112V114L162 115H165V113ZM3 113V114H2ZM6 113V114H5ZM250 113V114H249ZM263 113V114H262ZM49 114V115H50ZM121 114V116H119ZM258 114H260L261 116H263L262 118H261V120H260V118L259 117H261L260 115L259 116H257ZM162 115H160V116H158V118H157V124H159L158 122H159V119H160V117H162ZM248 117H247V116ZM4 116V117H3ZM37 116V117H36ZM42 116V117H41ZM81 116V117H80ZM108 116V117H107ZM208 115H206V118H208L207 117ZM2 117V118H1ZM10 117H12L11 115H10ZM33 117H34V119H35V121L37 122V123H40V125H41V123H44L45 125H43V126H40L39 128L40 129H38L39 130V132H41L42 130H48V129H50V124L51 125H54L55 127H57L58 128V126L57 125H59L58 123L60 122H62V121H55V122H51V120H52V118L51 117H49V118H47L48 116H46V115H44V114H40L39 113V115H38V113L37 112H33ZM255 117H257L258 119H259V121H261V122H257L258 121V119L255 121ZM195 118V117H194ZM37 119H39V120H37ZM209 119L210 120H213L214 119V116L213 115H210V113H209ZM96 120V119H95ZM208 120V119H207ZM47 121V123H45ZM97 121V120H96ZM244 121V122H243ZM3 122V121H2ZM5 122V121H4ZM257 122V123H256ZM98 123V122H97ZM254 123V124H253ZM255 123H256V127H257V124H260V127H259V129L257 128L256 129V127H255ZM99 124V123H98ZM160 125H163V124H160ZM5 128H4V127ZM189 126V127H188ZM226 127H228L227 125H225ZM248 128H247V127ZM250 126V127H249ZM264 126V125H263ZM22 127L23 126H21V127H19V129L20 130H22ZM101 126H99V128H100ZM137 127H140L139 129H136ZM224 127V126H223ZM41 128H43V129H41ZM36 128L34 129H32V130H37ZM98 129V128H97ZM256 129V130H255ZM176 130H182V133L181 134H179V133H177L176 132ZM257 131V132H256ZM261 131H264V130H262L261 129ZM219 133V134H218ZM237 133V134H236ZM258 133V134H257ZM105 134V133H104ZM104 134L103 135H101V136H104ZM119 134V133H118ZM257 135V136H256ZM233 136V137H232ZM236 136H238L237 138H236ZM260 136V137H259ZM264 136V135H263ZM262 136V137H263ZM141 137L143 138V140H141ZM242 137V138H241ZM233 139V141H232V139ZM239 138V139H238ZM244 138H245V140H246V142H244L245 140H244ZM155 139V138H154ZM153 139V140H154ZM238 139V140H237ZM29 140V139H28ZM73 140V141H72ZM153 140L151 141V143H153ZM248 140V141H247ZM253 140V141H252ZM185 141V142H184ZM238 141H239V143H238ZM243 141V142H242ZM250 141V142H249ZM49 142V140H47L46 141V143H48ZM69 142H70V145H73L75 142H74V138L72 137L70 140H69ZM145 142V141H144ZM228 142V143H227ZM231 142V143H230ZM236 142V143H235ZM242 142V143H241ZM255 144H253V143ZM72 143V144H71ZM233 143H234V145H233ZM253 144V145H252ZM240 145V146H239ZM48 146H51L50 148L51 149H53L54 147H55V144L54 145H48ZM239 146V147H238ZM242 146V147H241ZM249 146V147H248ZM77 147V146H76ZM144 148H143V151L144 150H146V146H145V144H144V146H143ZM230 148V149H229ZM135 149H137V150H135ZM253 149V150H252ZM113 150V149H112ZM112 150H110V153H112ZM235 150V151H234ZM248 150H249V152H248ZM252 151V153H251V151ZM226 151V152H225ZM238 152V154H236L237 152ZM191 152V153H190ZM244 152V153H243ZM212 153H213V155H212ZM233 153V157H228V156H230L231 154ZM221 154H223L224 156H226V157H228V158H226V157H223L222 158V160H221V157L223 156V155H221ZM226 154V155H225ZM229 154V155H228ZM234 154H236L235 156H239V159H237V157H234ZM255 154H256V158H255ZM53 156H54V154H52ZM218 155V156H217ZM219 155H221V156H219ZM228 155V156H227ZM246 157H245V156ZM151 156V155H150ZM153 156V158L152 159H154V157H155V155H152ZM195 156H196V158H195ZM243 156V157H242ZM248 156V157H247ZM182 160H181V159ZM204 158H206V159H204ZM214 158V159H213ZM220 158V159H219ZM226 158V159H225ZM244 158V159H243ZM250 158V159H249ZM252 158V159H251ZM217 159V160H216ZM228 159V160H227ZM246 159H248L247 161H246ZM20 161H21V159H19ZM18 160V161H19ZM136 160L137 159H134V162H132V163H135L136 165L134 166V167H139V165H140V168L143 170H146L145 168L147 167L146 165H148V163H146L147 161H145L144 163L146 164H144L145 166H143L142 165V163L140 164V161H139V159L137 160V162H136ZM144 160H147V155L145 156V159ZM143 160V161H144ZM196 160L197 161H199V164H198V162H196ZM201 160V161H200ZM253 160V161H252ZM139 161V162H138ZM196 162V164H195V166L192 164V163H190V162ZM211 161H213L212 163H211ZM215 161L217 162V163H215ZM251 161V162H250ZM23 162V161H22ZM185 162V163H184ZM188 162V163H187ZM246 162V163H245ZM187 163V164H186ZM227 163H229L230 164V168H231V172L232 173H235L234 174V180L232 181H230V180H228V181H226V183L224 184V183H221L222 181H224L225 182V180L224 179H220V173H219V171H218V169H222L224 166V164H227ZM137 164H139V165H137ZM198 164V165H197ZM246 164H247V166H246ZM192 167H191V166ZM207 165H205V169H208V166ZM216 165V166H215ZM228 165V164H227ZM233 167H232V166ZM254 165V166H253ZM197 166L199 167L198 169H197ZM215 166V167H214ZM251 166H253V167H251ZM219 167H221V168H219ZM247 167V168H246ZM213 168L215 169L214 171H213ZM263 168V169H262ZM139 169V168H138ZM181 169V168H180ZM250 169V170H249ZM252 169V170H251ZM254 169V170H253ZM260 169L262 170V171H260ZM143 170V171H144ZM182 170V169H181ZM248 170V171H247ZM257 170H259V171H257ZM203 171V170H202ZM217 171H218V173H217ZM250 171V172H249ZM212 172V173H211ZM214 172V173H213ZM221 172V171H220ZM252 172V173H251ZM259 172V173H258ZM198 173V172H197ZM251 173V174H250ZM184 174H187V173H184ZM245 174H247V175H245ZM216 175H218V179H217V176ZM251 177H250V176ZM164 177H165V179H163V180H165L166 181V176L165 175H163ZM164 177H161V178H164ZM196 177V178H195ZM212 178H214V180L212 179ZM252 178V179H251ZM168 179V178H167ZM192 179V180H193ZM220 179V180H219ZM179 180H181L180 178H179ZM216 180H217V183H216ZM222 180V181H221ZM182 182H186V181H184V180H181ZM179 182V185L178 186H181V187H183L182 185H183V183L182 182ZM221 181V182H220ZM246 181V182H245ZM231 182H233V183H231ZM250 182V183H249ZM254 182V183H253ZM219 183H221V184H219ZM231 183V184H230ZM2 184V183H1ZM209 185V186H208ZM217 185H219V186H217ZM228 185H229V187H228ZM232 185V186H231ZM239 185V186H238ZM198 186V187H199ZM223 188H222V187ZM219 187V188H218ZM242 187V188H241ZM235 188V189H234ZM215 189H217V190H215ZM185 190V189H184ZM191 190L193 191V192H191ZM201 190V191H200ZM226 190V192H224ZM229 190H234L233 192H235V193H233V192H231V191H229ZM46 191V190H45ZM200 191V192H199ZM216 191H218V193L219 194H217V192H216V196H215V192ZM227 191L229 192V194L227 193ZM244 193H243V192ZM49 191H47L45 194H44V196L42 197V196H40L41 198H39L40 199V201L41 202H44L45 200H46V198H50L49 196H51L49 193H48ZM198 192V193H197ZM213 192H214V194H213ZM240 192V193H239ZM192 193H194L193 194V196H192ZM202 193H203V195H202ZM208 193V194H207ZM243 193V194H242ZM254 193V194H253ZM49 194V195H48ZM196 194V195H195ZM205 194V195H204ZM212 196H210V195ZM213 194V195H212ZM232 196H231V195ZM241 194H242V196H241ZM46 195V196H45ZM199 195V196H198ZM202 195V196H201ZM237 195V196H236ZM238 195H240L239 196V198H238ZM244 195H246V196H244ZM198 198H197V197ZM192 197V198H191ZM202 197V198H201ZM203 197H204V200H202L203 199ZM215 197V198H214ZM218 197V198H217ZM224 197H225V199L226 198H228V199H224ZM244 199H243V198ZM51 198H53V197H51ZM191 198V199H190ZM205 198H207V199H205ZM215 200H214V199ZM246 198H247V200H246ZM193 199V200H192ZM210 199V200H209ZM233 199V200H232ZM239 199V200H238ZM192 200V201H191ZM201 200V201H200ZM209 201V203H208V201ZM211 200H212V202L213 203H211ZM217 200V201H216ZM221 200V201H220ZM224 200V201H223ZM197 201V202H196ZM202 201H203V204L206 202V204H202ZM205 201V202H204ZM220 201V202H219ZM227 201V202H226ZM228 201H231V203L230 202H228ZM218 202V203H217ZM74 203H75V205H74ZM78 202H72V203H70L69 205H65V212H66V218L67 217H69V215L70 214H72L74 211H76V210H78L79 208H81V203H78ZM192 203V204H191ZM194 203H196L195 204V206H194ZM220 203H221V205H220ZM244 203V204H243ZM80 204V206H78ZM184 204V205H183ZM208 204V205H207ZM186 205V206H185ZM189 205V206H188ZM205 206V207H203V206ZM224 205V206H223ZM246 205H248V206H246ZM75 206H77V207H75ZM200 206V207H199ZM210 206H212V207H210ZM218 206H220V207H218ZM246 206V208H244ZM251 206V207H250ZM185 207V208H184ZM196 207V208H195ZM253 207V208H252ZM202 208L204 209V211H205V213H203V210H202ZM215 208V209H214ZM248 208H249V210H250V212H249V210H248ZM185 211H184V210ZM251 209H253V214L251 215ZM186 210H188V211H186ZM70 211V212H69ZM209 211V212H208ZM206 212H208V213H206ZM24 213V214H23ZM67 213L69 214L68 216H67ZM250 213V214H249ZM23 214V215H22ZM22 214L20 215V218H22V221L23 220H27L28 222H29V229L31 230L30 232H29V234H28V232L26 233V234H28V235H25L26 237H31L32 236V231H33V228L35 229V227H37V224H38V222L36 223L35 222V219H34V213L32 214V215H30L31 213L30 212H22ZM114 214H112V216L111 215H106V214H104V216H103V219L104 218H106L107 216V218L106 219H104L107 223H105V221H104V223L105 224H103V226H102V228L104 227V226H106V225H108V226H110L111 228H113V225L112 224H114V227H116V226H118V225H116L118 222H117V219L113 216ZM185 216V217H182V216ZM253 216H254V218H253ZM29 217V218H28ZM111 217H113V219L115 218V220L113 221L112 220V218ZM150 217V218H149ZM159 217V218H158ZM166 217L168 218L167 220H166ZM175 217V219H176V216H174ZM25 218V219H24ZM148 218L149 219H151L152 218V216H148ZM158 218V219H157ZM149 219H147V221H144V222H142V224H141V227H140V229L139 228H136L135 229V232H134V234H136L138 231L140 232H138L137 233V235L136 236H133V240L136 242V244L138 245V246H136V244H134L133 246H135V247H141L137 252H138V254H140V251H142V247L146 244L145 242H146V240H147V242H150L149 241V237H148V234H149V236L150 237H152V238H150V239H152V240H156L157 241V243H155L153 246V249L155 250L156 248H163L164 249V247L166 246V244L167 243H169L170 244V242H173V244L178 240H180L181 241V239L182 240H187V241H189V240H193V241H195V243L197 244V245H201L200 244V239H202L201 238V236H200V234L197 236L196 235V237L194 236H192V235H188V233L186 232L187 230H188V227L187 226H185V224H182L181 222H180V225H179V221H177V222H175V220L174 219H172V218H169V216H167V215H164V216H162V217H160V215L159 214H155L154 216H153V218L151 219V220H149ZM157 219V220H156ZM170 219V220H169ZM186 219H188L187 217H186ZM234 218L232 217L231 219L229 218L228 219V221L230 220V222H228V221H224L223 219H221V220H218V221H224V223H226V224H228V223H231V224H228V225H226V226H230L229 227V229H228V227L226 228V229H228V231H226L225 233L227 234V239H228V241H230L231 242V240H233V238L234 237H236L235 235L237 234V233H241V234H248L249 235V237L253 234L252 232L254 231V229H253V231H252V227H248L247 225H246V222H243V224H242V226H240V223H236L237 222V220L235 219V220H233ZM152 220H154V221H152ZM185 220V219H184ZM33 223H32V222ZM78 221V220H77ZM150 221H152V227L151 226H148V225H151L149 222ZM158 221H159V223H158ZM170 221V222H169ZM102 222V221H101ZM116 222V223H115ZM157 222V223H156ZM162 222V223H161ZM173 222V223H172ZM200 222V221H199ZM199 222H197V223H199ZM233 222H235L236 224H239L238 226L235 224V223H233ZM35 223V224H34ZM39 223H40V220H39ZM155 223V224H154ZM167 225H166V224ZM175 223V224H174ZM223 223V224H224ZM245 223V224H244ZM32 226H31V225ZM144 224V225H143ZM146 224V225H145ZM175 226H174V225ZM182 224V225H181ZM200 224H202L203 225V229L202 230H204L203 231V239H202V243L203 242H205V241H207V242H209V240H210V242L209 243H207V242H205V246H204V250L205 251H203V249L202 250H200V251H195V250H193V249H190V251H192L191 252V254H190V256L192 257V256H196L197 258L199 257L200 259H201V261L202 260H207V253L208 252H206V251H208V250H206V249H210V247H216V250H218V251H216V253H219V251H220V249L222 248H220V247H218V246H221V242H219V243H216V245L214 244V239H215V242H218L217 240H216V238H215V236H213L212 234H211V232L208 230L209 228L207 227V223H204L203 221H202V223H200ZM233 224V225H232ZM235 224V225H234ZM143 225V226H142ZM177 225H179V227L177 226ZM205 225V226H204ZM158 226V227H157ZM162 226V227H161ZM164 226H166V227H164ZM184 226V227H183ZM245 226V227H244ZM248 228H247V227ZM254 226V225H253ZM33 227V228H32ZM142 227H144L143 229H142ZM155 227V228H154ZM156 227H157V229H156ZM176 227V228H175ZM187 227V228H186ZM204 227H205V229H204ZM223 227V226H222ZM221 227V228H222ZM236 227V228H235ZM76 228V227H75ZM101 228V229H102ZM151 228V229H150ZM154 228V229H153ZM159 228V229H158ZM174 228H175V230H174ZM208 228V229H207ZM218 228H220V227H218ZM234 228L236 229V231H234ZM237 228H239V230L237 229ZM244 228V229H243ZM247 228V229H246ZM250 228V229H249ZM167 229V230H166ZM182 229H183V232H182ZM185 229V230H184ZM231 229L233 230V231H231ZM244 230V232L242 231V232H239V231H241V230ZM195 231H199V230H196V229H194ZM230 230V231H229ZM246 230V231H245ZM248 230V231H247ZM99 231H100V229H99ZM104 232L105 231V227H104V229L103 230H101V232ZM137 231V232H136ZM141 231H145L144 233L143 232H141ZM159 231V232H158ZM168 231V232H167ZM185 231V232H184ZM201 231V230H200ZM206 231H208L207 233H206ZM102 232V233H103ZM232 232H234V235H233V233ZM237 232V233H236ZM158 233V234H157ZM186 233V234H185ZM250 233H252V234H250ZM97 234H98V232H97ZM145 234V235H144ZM152 235V236H151ZM181 235V236H180ZM230 235H233V237L232 236H230ZM142 238H140V237ZM189 236H192V237H189ZM207 236V237H206ZM214 238V239H212V237ZM160 237V238H159ZM209 237H211L210 239H209ZM231 237V238H230ZM252 237V236H251ZM251 237H250V240H251ZM134 238H136L138 241H136V239H134ZM145 238V239H144ZM195 238H197V239H195ZM219 238V236L217 235V239ZM220 238H223V237H220ZM224 238H225V236H224ZM246 238V239H245ZM244 239H241V240H239V245L240 246H242V248H244V245H246V243L244 242V240L245 241H248L247 240V237H245ZM254 238H255V236H254ZM253 238V239H254ZM189 239V240H188ZM206 239V240H205ZM212 239V240H211ZM59 239H55V240H52L51 241V243H53V242H55V243H57V242H59L58 241ZM73 240H75V238L73 239ZM142 240H144V241H142ZM213 242V244H212V242ZM243 241V242H242ZM162 242V243H161ZM198 242V243H197ZM221 243V244H220ZM204 244V243H203ZM208 244V245H207ZM210 244H211V246H210ZM143 245V246H142ZM207 245V246H206ZM146 246V245H145ZM145 246H144V248H145ZM162 246H164V247H162ZM248 246V245H247ZM247 246H245V247H247ZM135 247L133 248V249H135ZM147 247V246H146ZM172 248V249H171ZM218 248V249H217ZM185 249L186 248H182V250L180 251V250H175V249H173V247H170V253H174L175 255H181V253H183L184 251H185ZM160 250V249H159ZM165 251V250H164ZM176 251V252H175ZM13 252V251H12ZM15 252V257H14V255H13V259H14V261L13 262H11L10 264H31L32 263V257L30 256V254L28 253V254H23V253H20V252H17L16 250L14 251ZM68 252V251H67ZM193 252H195V253H193ZM69 253V252H68ZM167 254V256L164 258H162L163 260H165V259H168V261H167V264H171V263H173L172 262V258H173V256H172V254ZM198 253V254H197ZM200 253V254H199ZM118 254V253H117ZM128 255H129V253H127ZM193 254V255H192ZM29 255V256H28ZM142 255V254H141ZM148 255V256H147ZM205 255V256H204ZM147 256V257H146ZM146 256H145V254H143V257L141 256H136V257H134V259H136V261L139 263V264H142L143 263V261H144V263L145 264H149V262H150V264H158L159 262H157L158 261V259L159 258H156L155 256L153 257L152 256V258H148V257H150L151 255H149V253H146ZM202 256H204V257H202ZM28 257V258H27ZM119 258L120 257H122V254H120L119 256H118ZM144 257H146V259L144 258ZM168 257V258H167ZM118 258V259H119ZM123 258V257H122ZM127 258V257H126ZM140 258V259H139ZM141 258H143V259H141ZM138 259V260H137ZM156 259V260H155ZM171 259V260H170ZM195 258H190L189 260H187L186 262H189V261H192V260H194ZM145 260H149L148 262L147 261H145ZM124 261V262H123ZM123 263L122 262H120L119 264H127V262L125 261V259H123ZM170 261V262H169ZM126 262V263H125ZM141 262V263H140ZM143 263V264H144ZM32 264H34V262L32 263ZM36 264V263H35ZM160 264H163V263H160ZM206 264V263H205Z\"/></svg>",
  "mask_w": 264,
  "mask_h": 264
},
{
  "label": "water",
  "instance_id": "3",
  "mask_svg": "<svg viewBox=\"0 0 264 264\" xmlns=\"http://www.w3.org/2000/svg\"><path fill=\"white\" fill-rule=\"evenodd\" d=\"M202 3V0H200L199 4L197 5L196 4V0H193L192 1V7L195 11H197L200 7ZM34 2L31 0V8H30V11L27 13V14H11V13H5V14H9V15H20L22 16L30 25L33 24L34 22V19H33V16L31 14V10H32V7L34 6ZM3 12H0V14H2ZM229 25V22L228 21H222L220 23L217 24V26L215 27V35H216V38L219 42V44L222 46V47H227V46H230L231 44V38L229 36H227L226 34V30H227V27ZM162 27H164V25H161ZM223 26V27H222ZM251 35L254 36V37H257L258 36V33L255 32V31H251ZM146 38L148 39H152V40H157V41H160L158 44H156L155 46L159 45L160 43H162V40L158 37H152L150 35H144V36H141L139 37L137 40H136V45L138 46V48L140 50H148V49H152L154 48L155 46L153 47H149L147 44L145 45V48H142L140 46V41L142 40H145ZM224 38V39H222ZM114 61H122V62H114ZM107 62L111 65H114V66H123V65H126L127 64V51L123 48V46H121L120 44H116V43H113L112 44V48H111V51H110V56L107 58ZM26 97H30L31 99H26ZM24 100L25 101H32L33 100V97L31 96V94L29 93H25L24 96H23ZM181 113H182V110H180ZM38 112L40 114H43V110L41 108H39ZM167 115L169 114V112H165ZM221 113H229V111H223V112H219L218 113V118H219V121L221 122ZM231 114V118L230 119H227V122L226 123H223L224 124H228L232 118H233V114ZM178 115L180 116V113H178ZM170 116H173L175 117V114H170ZM164 121V119L162 120ZM204 133L202 130H199V129H188V131H186V138H187V141L188 143L190 144H198L200 143V140L203 139L202 137H204ZM125 140V136L123 135H120L118 138H117V142H120L121 144H123ZM198 140V142L196 143H193V141H196ZM20 166V165H19ZM2 192V189L0 187V194ZM53 209L55 210V212H53ZM59 215L60 220L63 219V212L62 210L60 209V205L59 203H55L52 204L51 206L50 205H47L45 204L44 206V213H43V220L45 222V224H47L48 226H51L57 222H53L52 224H49V218L51 217L53 220L55 219V216L56 215ZM93 214L95 216V220H94V223H93ZM78 219H79V224L77 226L78 230L80 233H82L83 235H87L91 232H93L97 227L100 226V214L98 212H96L95 210L91 209V208H85L84 210H82L81 212H79L78 214ZM92 225L91 227V230L90 231H87V234H85V232L81 231V227L83 226L85 229H87L89 227V225ZM178 243V244H176ZM175 243V249L181 247L183 244L179 241H177ZM56 246V248H58V251L60 250V247L58 246V244L56 243H51L49 245V252L51 254H56L57 252L53 253L51 251L52 247L53 246Z\"/></svg>",
  "mask_w": 264,
  "mask_h": 264
},
{
  "label": "snow or ice",
  "instance_id": "4",
  "mask_svg": "<svg viewBox=\"0 0 264 264\" xmlns=\"http://www.w3.org/2000/svg\"><path fill=\"white\" fill-rule=\"evenodd\" d=\"M200 0H196V4L198 5ZM31 8V0H0V12L3 13H11V14H27L30 11ZM223 27V26H222ZM224 39V38H222ZM160 41L152 40L146 38L145 40L140 41V46L142 48H145V45L147 44L149 47H153L156 44H158ZM114 62H122V61H114ZM26 99H31L30 97H26ZM231 118L230 113H221V123H226L227 119ZM198 142V140L193 141V143ZM53 212L55 210L53 209ZM59 215L57 214L55 216V219L53 220L51 217L49 218V224H52L53 222H59ZM95 220V216L93 214V223ZM92 225L90 224L87 229H85L83 226L81 227V231L85 232L87 234V231L91 230ZM53 253L58 251V248L54 245L51 249Z\"/></svg>",
  "mask_w": 264,
  "mask_h": 264
}]
</instances>
